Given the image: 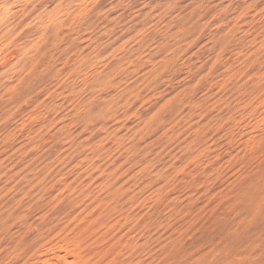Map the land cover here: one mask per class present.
<instances>
[{
  "label": "rangeland",
  "instance_id": "1",
  "mask_svg": "<svg viewBox=\"0 0 264 264\" xmlns=\"http://www.w3.org/2000/svg\"><path fill=\"white\" fill-rule=\"evenodd\" d=\"M0 264H264V0H0Z\"/></svg>",
  "mask_w": 264,
  "mask_h": 264
}]
</instances>
